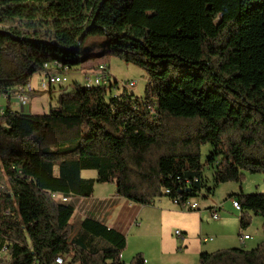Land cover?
<instances>
[{
	"label": "trees",
	"instance_id": "trees-1",
	"mask_svg": "<svg viewBox=\"0 0 264 264\" xmlns=\"http://www.w3.org/2000/svg\"><path fill=\"white\" fill-rule=\"evenodd\" d=\"M87 28L85 38L107 37L108 55L144 69L143 97L123 91L117 99L86 84L45 114L20 113L8 101L0 115V251L8 264H55L59 255L65 264H146L141 253L121 261L125 238L94 221L84 230L108 248L68 244L73 210L51 192L89 198L95 184H112L131 203L166 197L182 207L203 190L241 183L245 172L264 175V0H0V95L15 96L46 63L78 66ZM230 197L241 230L248 211L262 217L263 240L202 252L198 264H264V194Z\"/></svg>",
	"mask_w": 264,
	"mask_h": 264
},
{
	"label": "crops",
	"instance_id": "crops-1",
	"mask_svg": "<svg viewBox=\"0 0 264 264\" xmlns=\"http://www.w3.org/2000/svg\"><path fill=\"white\" fill-rule=\"evenodd\" d=\"M82 74L80 87L84 86ZM48 94L51 97L52 88ZM12 103V109L20 113L40 114L33 113L30 104L22 108L16 102ZM230 196L233 194L228 193L229 199L232 198ZM219 202L212 199L211 205H198L196 210H187L170 198L163 197L142 206L117 196L115 186L95 184L89 198L70 196L67 205L72 207L73 213L66 242L77 244L88 253L108 248L106 241L84 230L83 223L90 220L125 238L126 249L121 254V257H125L124 263L141 253L146 264H198L202 252L256 247L263 240V235L255 232L253 226L257 224L261 227L262 217L248 212L252 226L241 230L240 210H236L231 202L230 205L229 202L224 205ZM218 206V217L213 219L211 210ZM176 230L182 232V238L174 234ZM244 235L249 238L242 241ZM204 237H211L212 241L204 244Z\"/></svg>",
	"mask_w": 264,
	"mask_h": 264
},
{
	"label": "rangeland",
	"instance_id": "rangeland-1",
	"mask_svg": "<svg viewBox=\"0 0 264 264\" xmlns=\"http://www.w3.org/2000/svg\"><path fill=\"white\" fill-rule=\"evenodd\" d=\"M107 40L108 39L106 36H87L81 46V62L74 70L69 72V75L67 76L68 81L60 87H53L51 97L48 94L49 89H37L43 94L28 97L27 104H30L31 107L33 106L31 111H33V113L45 114L51 109L57 108L61 96H69L81 86V74L92 71L99 63H104L107 65L109 79L112 83H116L115 86L120 89V91H122L124 84L132 82L133 86H127L124 92L131 94L136 98H142L148 80L146 72L140 67L126 64L120 59L108 55ZM30 78L33 85L37 84L39 72L33 74ZM83 85L88 86L89 83H84ZM8 101L10 106H12V102H16L15 96L10 95V99L7 100V98L0 95V110L2 109L3 112L8 106ZM209 149V146H206L202 149V161H204L207 157ZM211 175V169H208L204 172L205 180H208V182H206V189L212 188L213 184L211 182ZM82 177L84 179H95L96 173L94 171H85L83 172ZM256 181H258V184ZM100 185L114 186L112 184ZM240 191L245 195L264 194V175L260 173L250 174L245 172L241 183L229 182L220 185L210 196H205L204 194L206 191L203 190L200 194L191 197L189 200L196 201L199 207H202L203 205H211L212 199L213 201H220L219 203L222 202L221 205L227 204L228 202L230 205L231 201L228 198V193H230V195H238ZM248 212L250 214L251 211ZM248 216L250 218V215ZM251 226L252 223L250 221L248 227ZM253 227L255 232L259 234L262 233V226L260 227L259 225L255 224ZM120 258L121 261L124 262L125 257L120 256ZM125 261H128V259ZM0 264H8V256L2 251H0Z\"/></svg>",
	"mask_w": 264,
	"mask_h": 264
},
{
	"label": "built area",
	"instance_id": "built-area-1",
	"mask_svg": "<svg viewBox=\"0 0 264 264\" xmlns=\"http://www.w3.org/2000/svg\"><path fill=\"white\" fill-rule=\"evenodd\" d=\"M76 66L74 67H69V66H62L59 64L55 63H46L43 66L42 71L39 72V78L37 79V84H32L31 79L26 82L23 86H19L16 89V94H15V99L16 102L20 105V107L25 108L27 105L28 101V96L36 91L37 89H49L52 86H61L64 83L68 81V75L69 72L73 69H75ZM82 80L83 84L84 83H92V84H98L99 87H105L108 89V93L111 97L113 98H119L120 94L125 90L127 86H133V83L130 82L128 84H124L122 91L118 89L115 84L112 83L109 79L108 75V67L104 63H99L92 71L85 72L82 74ZM5 98H8V95L4 94L2 95ZM149 109V107H147ZM1 114L3 113L2 109L0 110ZM0 114V115H1ZM52 196V199L59 204H68L69 203V198L70 195H62L56 192H51L50 193ZM165 194H169L168 190H165ZM173 203L178 204L176 199H171ZM232 206L236 210H240V205H236V199L235 198H230ZM183 207H185L187 210H196L198 207V203L196 201H191V200H186ZM220 206L214 208L211 210V217L213 219H216L218 217L217 213ZM174 234L177 237L182 238V232L180 230H176ZM249 238L248 235H244L242 237V241L247 240ZM212 238L211 237H204L202 239V242L204 244L211 242ZM55 264H65V261L61 255L57 256L55 259Z\"/></svg>",
	"mask_w": 264,
	"mask_h": 264
},
{
	"label": "water",
	"instance_id": "water-1",
	"mask_svg": "<svg viewBox=\"0 0 264 264\" xmlns=\"http://www.w3.org/2000/svg\"><path fill=\"white\" fill-rule=\"evenodd\" d=\"M88 31H89V28H87V29L81 34V36H80L79 39H78V42H77V46H76V47H79L80 44H82V42H83L85 36L87 35Z\"/></svg>",
	"mask_w": 264,
	"mask_h": 264
},
{
	"label": "bare ground",
	"instance_id": "bare-ground-1",
	"mask_svg": "<svg viewBox=\"0 0 264 264\" xmlns=\"http://www.w3.org/2000/svg\"><path fill=\"white\" fill-rule=\"evenodd\" d=\"M89 84H92V83H89ZM93 85H96V86H98V84H93ZM52 197V196H51ZM236 205H238L237 203H236Z\"/></svg>",
	"mask_w": 264,
	"mask_h": 264
}]
</instances>
